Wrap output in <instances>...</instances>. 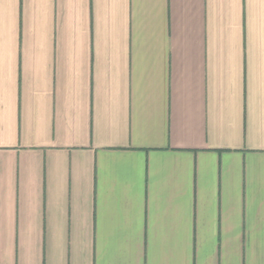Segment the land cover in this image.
Listing matches in <instances>:
<instances>
[{
	"label": "crops",
	"instance_id": "obj_1",
	"mask_svg": "<svg viewBox=\"0 0 264 264\" xmlns=\"http://www.w3.org/2000/svg\"><path fill=\"white\" fill-rule=\"evenodd\" d=\"M247 3L0 0V264H264Z\"/></svg>",
	"mask_w": 264,
	"mask_h": 264
},
{
	"label": "clouds",
	"instance_id": "obj_2",
	"mask_svg": "<svg viewBox=\"0 0 264 264\" xmlns=\"http://www.w3.org/2000/svg\"><path fill=\"white\" fill-rule=\"evenodd\" d=\"M8 6L5 5V8ZM41 7H51V5H41ZM62 9L64 8H83L84 5L80 3L76 4H62L61 5ZM100 7L105 8V9H115L117 5H112V4H103L100 5ZM229 9H232L234 11L239 10V3H233V4H228L226 6ZM247 11H248V18H249V23L250 25L256 30L258 35L260 36L262 45H264V0H248L247 3Z\"/></svg>",
	"mask_w": 264,
	"mask_h": 264
}]
</instances>
